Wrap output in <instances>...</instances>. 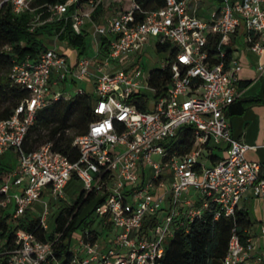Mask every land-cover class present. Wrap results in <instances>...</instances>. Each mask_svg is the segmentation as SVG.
<instances>
[{"label":"built area","instance_id":"2783aa9c","mask_svg":"<svg viewBox=\"0 0 264 264\" xmlns=\"http://www.w3.org/2000/svg\"><path fill=\"white\" fill-rule=\"evenodd\" d=\"M100 1L87 0V9L76 7L70 18L75 34L83 31L85 22L91 23L92 57L81 56L71 64L51 47L36 62L26 59L10 70L12 84L28 96L10 117L0 120V156L9 150L17 156L16 168L0 182V211L10 208L11 219L17 221L45 196L59 202L75 176L85 195L95 192L102 199L95 214L108 218L115 235L105 247L81 237L78 254L68 264H158L176 228L208 215L214 220L231 218L247 193L264 201L263 165L245 159L246 150L253 147L233 137L225 117L244 92L239 87V52L255 57V70L264 81V0H220L201 17L195 9L203 0H163L156 10L132 3L128 10L94 23L91 15ZM32 2L1 0L0 7L8 4L20 15L31 10ZM74 3L49 5L48 17L41 21L35 16L29 31L62 20ZM98 36L108 38L104 55ZM152 39L156 52L158 46L173 47L158 52L167 53L158 69L168 68L171 74L162 89L150 84L151 71L140 68ZM53 75L58 81L70 78L94 85L95 120L85 134L74 136V162L50 144L30 152L22 149L36 113L49 99L61 98L59 92L50 96ZM189 126L192 148L176 156L169 145ZM210 147L220 148L223 155L216 164L204 165L201 160ZM152 155L160 157L159 164L151 161ZM190 189L196 192L195 201L183 198ZM162 205L167 214L160 226ZM48 215L45 206L38 217L45 231ZM151 220L155 223L149 226ZM245 234L241 242L232 230L222 264H264L250 227ZM259 237L264 240V221ZM2 259L7 264H62L54 258L51 242L23 231L14 233L12 246L0 252Z\"/></svg>","mask_w":264,"mask_h":264},{"label":"trees","instance_id":"16d2710c","mask_svg":"<svg viewBox=\"0 0 264 264\" xmlns=\"http://www.w3.org/2000/svg\"><path fill=\"white\" fill-rule=\"evenodd\" d=\"M67 1L33 0L31 10L20 15H14L8 4L0 7V120L10 117L17 105L28 96L25 90L12 84L9 77L12 66L26 59L36 62L48 45L53 43L52 40L46 42L47 37L54 36L58 41L68 43L80 55L87 50L88 34L86 32L75 34L71 29L70 20L76 7L83 8L87 0H75L62 20L44 23L35 27L32 32L29 31V25L35 16L39 15L40 20L43 21L48 17L49 5L63 4ZM132 3H138L145 10H156L164 5L163 0H101L91 18L96 22L100 18L114 17L128 10ZM97 41L100 54H106L108 38L98 36ZM4 47H8L9 50ZM172 49L169 44L157 47L158 52ZM170 77L168 68L164 70L155 68L150 72L149 81L153 87L162 89L169 83ZM239 85L244 86L241 83ZM240 102L241 100L235 101L230 106L235 104L238 106ZM92 107V97L85 93H76L67 100L49 99L48 104L36 113L34 124L25 137L22 149L30 152L41 145L50 144L53 151L66 156L71 162L76 161L78 150L72 146L73 138L85 134L89 124L95 120ZM140 109L144 110V107L141 106ZM243 110L240 107L237 113L240 114ZM192 144V127H184L177 139L169 145V151L174 152L176 156H183L191 150ZM5 153L0 156V160ZM12 155L14 156L15 153L13 152ZM220 160L219 157H211L212 164ZM12 171L13 167L9 160L0 161V182L5 181ZM101 201L102 199L95 192L85 195L81 190L72 204L58 210L52 227L47 231L42 229L39 219L28 212L23 218L13 221L9 215L0 211V237L4 239L0 252L12 246L16 231H23L39 241L51 242L54 258L62 264H68L73 257L70 243L76 229H82L84 240L92 243L95 241L97 234L91 229L92 222L89 218L95 213V208ZM107 219L105 217L104 221L106 228L109 229L111 225ZM154 223V220H151L147 224L152 226ZM251 225L248 213L238 208L231 218L220 217L214 220L208 215L195 219L174 230L168 244L164 245V252L158 264H222L232 230H235L241 242H244L247 237L245 230ZM0 264L7 262L2 259Z\"/></svg>","mask_w":264,"mask_h":264},{"label":"crops","instance_id":"0c3cea01","mask_svg":"<svg viewBox=\"0 0 264 264\" xmlns=\"http://www.w3.org/2000/svg\"><path fill=\"white\" fill-rule=\"evenodd\" d=\"M217 3H218L217 0H203L202 2H200V4H198V6H196L195 13L200 17L207 16V13L211 9H213ZM82 9L83 10L87 9L86 3L83 4ZM106 19L107 18H100L98 21L95 22L91 18V20L94 23H101L102 20L104 21ZM82 32H86L88 36L91 37L93 44L92 48H94L95 50V41L91 35L92 28L90 22H85ZM51 38L57 40L54 36H52ZM58 43L59 44H56L55 42L48 48L51 47L57 48L61 53H63V55L67 58L68 62L71 64L76 62L79 57L83 56L86 53L85 51L80 55L79 52L76 49L72 48L68 43L60 42V41H58ZM237 56L242 65V70L239 77L240 79L239 84L240 83L244 84V86L239 85V87L243 89L244 92L241 98L237 100V101L241 100L240 102L241 104L238 106L237 104H235L232 107L229 106L225 111V117L228 123L230 124L231 133L233 137L236 139H240L244 144L253 147V149L246 150L244 155L245 159L251 162L261 163L263 165V171H264V81L260 77H258V73L255 70L256 60L254 56L246 52H239ZM67 81L68 79L66 81L65 80L58 81L56 75H53L50 85V96H52L56 92H59L61 94V98L65 99L64 93H65V88L67 86ZM70 81L74 85L79 83V82H74L72 80ZM76 93H85V92L76 91L75 94ZM93 96H94V85H93ZM240 107H242L244 110L239 114L237 113V110L239 111ZM209 149L210 150L208 151V153H205V156L201 160V162H203L204 165L212 164L211 163L212 156L222 158L223 155L220 148L210 147ZM67 184L65 185V187L67 186ZM183 196H184L183 198H187L190 201H195L196 192L190 189L188 193L184 194ZM250 207L254 216H252L249 213L248 209ZM238 209H243L248 213L250 220L252 222V225L250 226V231L256 243L257 251L261 254L262 258H264V240L259 237V226L264 221V201L259 199H254L251 197L249 193H247V195L240 200L238 204ZM4 213L9 215L11 219L10 208ZM100 221H101L100 223L106 227L105 225L106 223L104 219H100ZM108 230H109L108 233H110V236H112L109 238V240L107 239L101 240L98 236V233L96 232L97 237L95 241L91 243L96 244L98 247L107 246L109 244L108 242L112 240L115 235L114 232L112 231V227H110ZM3 243H4V239H2L0 248L2 247ZM78 249L79 247L77 248V250L72 251L70 249V251L74 255V254H78ZM81 257H84V255L82 254Z\"/></svg>","mask_w":264,"mask_h":264},{"label":"rangeland","instance_id":"374dc122","mask_svg":"<svg viewBox=\"0 0 264 264\" xmlns=\"http://www.w3.org/2000/svg\"><path fill=\"white\" fill-rule=\"evenodd\" d=\"M87 2V1H86ZM112 16H108L107 18H110ZM103 21V20H102ZM53 40L56 44H59L57 40H55L54 38H49L47 37V40ZM154 41L152 39L151 41V45L149 47H147L141 58H140V68H142V70H144V72H149L152 71L155 68H158L161 65V62L164 61L167 58V53H158L155 51L154 48ZM53 43L51 44H47L48 47L51 46ZM93 44H92V39L90 36H88L87 39V50L86 53L83 55L84 56H93L94 54V48ZM76 91H84L87 95L92 97L93 102H95V97L93 96V83L92 81H83V82H79L76 85H74L73 83H71L70 78H68L67 81V86L65 88V93H64V97L65 99H69L71 97H73L75 95ZM211 145L212 142H211ZM13 152L11 150L7 151L5 153V155L2 157V159L0 161L4 162L5 160H9L11 166L13 167V170L16 167V163H17V159L16 156L12 155ZM11 155V156H10ZM205 155V153H204ZM151 161L154 163L159 164L160 163V157L157 155H152L151 156ZM26 182H23V184L20 186V188L22 189L23 186L25 185ZM83 185L82 182L77 179V178H71L68 181L67 186L65 187L63 194L64 197L62 200H60L59 202H55L52 199H49L47 196L43 197V199L40 202L35 203L30 210L28 211V213L31 214V216L38 218L44 210V207L46 206L47 210L49 211V215L47 216V220H46V226H47V230L50 229L53 225L54 222V218L56 216V214L58 213V210L63 207V206H67L70 203L72 204V202L74 201V199L76 198V196L79 194V192L82 190ZM194 191V189H192ZM165 206L162 205V210H160L158 212V220L160 223V226H162L165 218H166V214L167 211L164 208ZM249 213L254 216L251 207L248 209ZM89 220L92 222L91 225V229L96 231L98 233L99 238L102 239H107L109 240L110 237V233L109 230L100 223V219L98 217H96L95 214H93ZM82 229H76L71 237V243H70V249L73 250H77L78 248V241L80 240V238L82 237ZM169 239L164 243V245L168 244ZM2 242V239L0 237V244Z\"/></svg>","mask_w":264,"mask_h":264}]
</instances>
